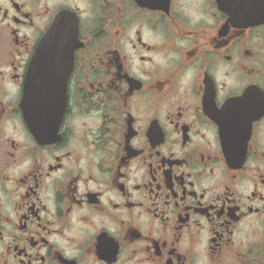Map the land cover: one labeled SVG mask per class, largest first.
Returning <instances> with one entry per match:
<instances>
[{"label":"flooded vegetation","instance_id":"af4514ba","mask_svg":"<svg viewBox=\"0 0 264 264\" xmlns=\"http://www.w3.org/2000/svg\"><path fill=\"white\" fill-rule=\"evenodd\" d=\"M219 2L0 0V264H264V22L232 17L264 0ZM59 19L40 137L23 89Z\"/></svg>","mask_w":264,"mask_h":264},{"label":"water","instance_id":"95a60500","mask_svg":"<svg viewBox=\"0 0 264 264\" xmlns=\"http://www.w3.org/2000/svg\"><path fill=\"white\" fill-rule=\"evenodd\" d=\"M219 3L220 10H224L223 0H220ZM234 10L236 12L232 13V17L235 19L241 20L243 17H247L246 21L248 22H264V8H256L252 13L246 14L241 9ZM62 27V20L59 19L39 43L24 86V118L30 129L38 136H42V134L40 135L36 130H40L41 133L45 132L49 123L53 120L58 122L63 114L65 90L70 70L51 68L54 64L51 60L57 58L58 55L49 53V49L63 48V44H59V39L55 38V35L61 33L59 29ZM62 56L66 57L67 54ZM70 57H72V50ZM59 65H65V62L62 61Z\"/></svg>","mask_w":264,"mask_h":264}]
</instances>
